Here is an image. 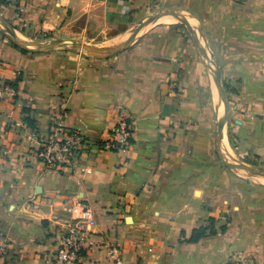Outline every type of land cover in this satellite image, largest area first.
Returning <instances> with one entry per match:
<instances>
[{"label":"crops","instance_id":"crops-1","mask_svg":"<svg viewBox=\"0 0 264 264\" xmlns=\"http://www.w3.org/2000/svg\"><path fill=\"white\" fill-rule=\"evenodd\" d=\"M152 9L177 11L218 65L233 119L220 153L264 161V0H0V19L24 41H95ZM0 32V83L15 90L0 100V264H52L64 221L85 213L96 225L82 264H109V244L124 264H225L236 252L264 264V185H236L215 162L213 80L190 33L157 27L97 59L23 53ZM61 105L63 125L88 141L76 173L45 169L26 139L45 138ZM118 114L131 147L105 151ZM209 219L215 233L187 242Z\"/></svg>","mask_w":264,"mask_h":264},{"label":"built area","instance_id":"built-area-1","mask_svg":"<svg viewBox=\"0 0 264 264\" xmlns=\"http://www.w3.org/2000/svg\"><path fill=\"white\" fill-rule=\"evenodd\" d=\"M15 95L14 88L6 83H0V100H12ZM64 105H61L49 125L48 134L38 140L29 134L26 139L34 143L31 148L32 157L45 169L76 173L81 153L88 145L87 139L78 131L63 125ZM133 139V126L130 120L123 115L117 117L115 124L104 134L101 147L110 152H127ZM38 209V205H33ZM95 221L88 214L65 220L60 241L52 255V264H82L85 254L92 243L90 235L95 227ZM0 232V257L4 255L6 245L2 241ZM107 258L109 264H124L122 251L116 245H107ZM225 264H254L251 254L233 253L228 256Z\"/></svg>","mask_w":264,"mask_h":264},{"label":"rangeland","instance_id":"rangeland-1","mask_svg":"<svg viewBox=\"0 0 264 264\" xmlns=\"http://www.w3.org/2000/svg\"><path fill=\"white\" fill-rule=\"evenodd\" d=\"M170 12H174V11L173 10L171 11V10L152 9V10L149 11V13L147 15H145L141 19H139V21L140 20H144L145 21V26L143 27V29L138 34L136 40L139 37H141L142 35L148 33L150 30H153V29H155L157 27H173L174 26V27H177V28L181 29L184 34L189 35V31L186 29V27L184 25H182L174 17V15L168 14ZM175 12H177V11H175ZM154 17H159V18L152 20L151 18H154ZM182 19H183V17H182ZM137 24L138 23H136L135 27L137 26ZM135 27H132V28L128 29V31L125 33V35H123L121 37H118L116 39L114 37L118 33V29L117 28L108 30L106 32V34H101L100 40H95V41H82V40H77V39H68V40L79 41V42H81V43H83L85 45L91 46V47L96 48V49L101 50V51H109L110 49H113V47H119L121 45H124L125 41L127 39L131 38L132 34L134 33V28ZM190 27L192 28V25H190ZM19 39L21 40V38H19ZM56 39H62V38L41 36V37H36V38H33V39H27L25 41L27 43H33V42H47L49 40H56ZM199 43H200V46H201L202 49H204L207 53H210V51H209V49H208V47L206 45V42L203 39ZM197 49H198L199 54L203 58V61H204L205 65L208 67V69L211 72V76H212V80H213V86H212V88H213L212 91L213 92L211 91V95H212V103L214 104L213 106L215 108V116L214 117H215V120H216L217 114H219V112H223L224 131H225V136H226V133H227V130H228V126L230 124L231 125L233 124V119L231 118V113H230L231 104H228V102H231L230 101V96L226 94V92H228V91L225 90V94H226V97H227V107L224 110L223 106H222V103H221V100H220V96H219V92H218L217 86H216V84L214 82V78H213L214 73H216L215 72V68L216 67L218 68V65H217L215 60H212V61H214L215 67L212 66L208 61L205 60V58H204L203 54L201 53L200 49L199 48H197ZM53 50H63V51H69V52H76V53H81L82 55H85L86 57H89L84 50H71L69 48L66 49V48H62V47H56V48H53V49H50V50H42V51H35V50L34 51H30L29 50V51L30 52H45V51H53ZM117 54H114V55L109 56V57H113V56H115ZM90 58H92V57H90ZM219 72H220V70H219ZM120 115L125 116L124 114H118V116H120ZM227 140H228L229 146L232 149H234L235 148L234 147L235 142L232 140V138L231 137H227ZM216 146H217V142H216V139L214 137L213 153H214V156H215V159H216L215 162L219 165V168L221 169V172H223V170L226 172V175H224V176H227L230 179H235L236 181H238V180L242 181L241 183H237L236 185H249V184L256 185V186L264 185V182H261V179H264L263 177L252 176L250 173H248L247 171L242 169L244 167H247L248 169H252V170H255V171H263L264 172V161L260 162L256 158L249 159L247 157L245 159H241L239 157V159H238V158H236L233 155H232L233 159H231V160L229 159L228 160L221 153L218 154ZM255 178H257V179H255ZM240 189H242V188H240Z\"/></svg>","mask_w":264,"mask_h":264},{"label":"water","instance_id":"water-1","mask_svg":"<svg viewBox=\"0 0 264 264\" xmlns=\"http://www.w3.org/2000/svg\"><path fill=\"white\" fill-rule=\"evenodd\" d=\"M168 14L174 15V17L182 25H184L186 27V29L189 31V33L194 38V42L196 43V45L200 49L205 60L208 61L212 66L215 67L214 61H212V60H214L212 53H207L204 49L201 48L200 43L198 41L200 36L196 34L195 30L193 28H191L190 25L182 19V17L180 16V14L178 12L174 11V12H170ZM157 18H159V17H154L151 19L154 20ZM144 26H145V21L140 20L138 22L137 26L134 28V33L132 34L131 38L128 40L127 43H125L124 45L119 46V47H113V49H110L109 51H101V50H98V49L93 48L91 46L85 45L79 41L68 40V39H56V40H49L47 42L27 43L26 41L20 40L14 31L6 29L3 21L0 19V31H2L7 36H9L12 39V41L22 50L42 51V50H50V49H53L56 47H62V48H66V49L69 48L71 50H84L89 57L97 58V59H106L109 56H112L114 54H117V53H120V52L127 50L135 42L138 34L140 33V31L143 29ZM215 72L216 73H214V75H213L214 82L217 86L223 109L225 110L227 107V97L225 94V87H224L223 82L221 80V75H220L219 69L217 67L215 68ZM215 127H216L215 139L217 142L216 149H217L218 154H220L219 145H220V142H221L223 135H224L223 112H219V114H217L216 121H215ZM242 169L247 171L248 173H250L252 176H259V177L264 178V172L263 171H255L252 169H248L247 167H244Z\"/></svg>","mask_w":264,"mask_h":264},{"label":"trees","instance_id":"trees-1","mask_svg":"<svg viewBox=\"0 0 264 264\" xmlns=\"http://www.w3.org/2000/svg\"><path fill=\"white\" fill-rule=\"evenodd\" d=\"M11 43H12V45L14 47L18 48V46L15 43H13V42H11ZM21 52L26 53L27 51L21 49ZM10 85L14 88V86H13L12 83ZM24 122L28 126H32L33 125V121L30 120L28 117L24 118ZM208 223L209 224L207 226H200V227H198L196 229H193L191 231L190 237L187 240V242H189V243H197L202 238H204V237H206L208 235L214 234L215 231L213 229V219H209L208 220ZM220 230L223 231L224 230V227H221Z\"/></svg>","mask_w":264,"mask_h":264},{"label":"bare ground","instance_id":"bare-ground-1","mask_svg":"<svg viewBox=\"0 0 264 264\" xmlns=\"http://www.w3.org/2000/svg\"><path fill=\"white\" fill-rule=\"evenodd\" d=\"M21 40H22V39H21ZM128 40H129V39H128ZM128 40H126L125 43H127ZM22 41H24V40H22ZM125 43H124V44H125ZM121 46H122V45H121ZM255 179H257V178H255ZM261 182H264V179H261Z\"/></svg>","mask_w":264,"mask_h":264}]
</instances>
